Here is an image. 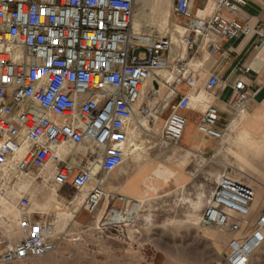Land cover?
<instances>
[{"label": "built area", "instance_id": "obj_1", "mask_svg": "<svg viewBox=\"0 0 264 264\" xmlns=\"http://www.w3.org/2000/svg\"><path fill=\"white\" fill-rule=\"evenodd\" d=\"M215 4L207 18L192 12L193 0H175V12L185 20L182 42L197 52L195 36L208 40L211 51L219 50L217 39L231 40L255 33L258 49L264 48V34L224 11L235 12L246 0H205ZM137 0H0V173L11 168L18 178L31 168L57 166L56 178L71 180L79 192L87 190L84 205L89 213L97 210L107 193L98 173L117 169L127 156L128 127L138 115H149L144 104L136 107L143 86L153 73L169 66L173 46L171 36L152 29L134 28ZM188 63L178 65L180 75L170 88L176 101L164 126L155 134L163 145H178L186 126L182 111L192 102L189 95L177 93L176 86L196 80L188 77ZM244 72H250L245 67ZM218 74L209 86H217ZM237 98L231 105V120L246 110L256 91L242 79L233 84ZM220 110L209 106L199 130L221 140L230 121L219 126ZM153 119L151 117V124ZM153 135V131H146ZM88 145L96 160L76 166L66 160L61 149ZM24 156L17 160L23 148ZM99 165V169L96 166ZM75 169H78L75 173ZM225 166L200 223L231 234L249 225L256 187L241 182ZM98 178V179H97ZM120 209L109 213L126 214L133 204L124 196ZM30 201L23 199L20 210L26 214ZM131 216V214H130ZM131 221L126 218L123 222ZM119 224V223H118ZM127 224V223H125ZM20 227L25 236L11 242L0 234V263L44 257L57 249L49 226L27 216ZM264 244V185L258 217L253 229L230 242V264H249L250 257Z\"/></svg>", "mask_w": 264, "mask_h": 264}, {"label": "crops", "instance_id": "obj_2", "mask_svg": "<svg viewBox=\"0 0 264 264\" xmlns=\"http://www.w3.org/2000/svg\"><path fill=\"white\" fill-rule=\"evenodd\" d=\"M246 2V5L241 6L239 10L224 11V14L228 17H236L253 28L259 26L261 33L264 34V0H246ZM174 6L175 0L173 1V12L176 14ZM191 9L196 17L207 18L215 11V4L211 1L193 0ZM199 12L202 13L199 14ZM168 20L170 24V19L168 18ZM156 32L171 36L173 41L169 66L161 69L167 70L170 78L163 77L160 73L161 70L155 71L151 80L147 82L150 83V89L141 103L152 110L150 111L153 119L151 125L158 128L157 133L153 128L149 129L154 132L153 135L146 131L142 132L139 138H147L146 143L149 147L144 152H140V155L129 156L130 142L134 139L131 128L137 120L138 114H136L137 116L128 127L130 141L127 145V156L124 162L110 173L99 171L98 177L101 179L106 193L110 192L109 198L113 200L112 205L118 202L121 203V207L124 205L118 196H124L133 201H142L143 208L150 207L151 203L156 201H166L172 196H178L179 199L190 203L185 211L186 217H190L184 221L189 227L187 231L194 234V240L198 242L204 240L200 218L209 204L219 176L223 173L225 166L231 164V169L228 171L230 175L241 182L255 186L259 193V203L256 208H252L253 222L250 223L251 225H244L242 235H239V232L231 234L223 231L230 251L231 239L242 238L253 229L263 196L264 48H257L259 37L255 33L248 36L239 35L231 40L221 38L214 33L213 37L217 39L219 50L212 52L208 46V40L195 36V42L200 47L197 52H194L188 50L182 42V37L186 33L183 23L173 24L165 34ZM183 62H187L189 66L186 75L196 80V84L191 86L187 82H182L176 86L177 93L190 97L194 95L193 97L197 101L195 100L192 106L190 105L182 111L186 117V126L179 144L163 145L158 142L155 134H158L163 128L165 120L170 115L171 105L176 101L170 88L176 77L180 75L178 65ZM245 67H250L251 71L244 72ZM213 74L219 75L220 82L211 88L209 79ZM238 79L244 80L252 90L256 91V94L243 114L232 121L231 105L237 98L233 84ZM209 106H215L220 110L219 126L231 120L228 130L221 140L208 136L198 128L200 120ZM27 149L28 147L23 148L16 159H21ZM60 152L66 160L76 166L88 165L97 157L90 152L88 145H82L76 149L67 145ZM56 170L57 166L49 164L41 170L31 168L28 174L18 178L11 168L4 169L0 173V234L3 237L11 242L21 240L25 234L20 227V222L24 216H27L31 220L39 221L51 228L54 234L53 240L59 249L68 241L82 240L83 232L90 231L95 226L92 224L93 222L97 224L103 220L106 210L102 213L103 209H98V207L95 212L89 213L84 205V197L95 181L90 184L87 190L79 192L72 185L71 180L64 183L58 182ZM77 170L75 169V173ZM250 178L251 183L249 182ZM26 181L31 184L36 183L44 190L46 188L51 190L53 198L49 204L45 201L42 206H37L33 202V197L36 198L35 190L30 187L23 188L25 184L22 185V182ZM65 187L72 188L74 195L70 197L65 194L63 191ZM78 194L77 205L72 204L71 202ZM107 197L108 195L104 200L108 199ZM23 199L30 201L26 214L20 210ZM57 203L67 204L71 207L75 205L73 211L72 208H64V205L61 210H68L76 219L67 218L69 212L67 217L62 215L56 208ZM9 207L14 210L15 215L8 214L7 216L6 210ZM75 209H79V211L75 212ZM80 220L85 221V225H83V229L77 231L73 225ZM117 233L120 241L124 243L123 251H136L138 246L135 243L133 230L119 227ZM219 236V233L216 236L213 234L208 238L210 240H207L210 242L208 259L215 260L217 263L220 253L217 248V244L220 242Z\"/></svg>", "mask_w": 264, "mask_h": 264}, {"label": "rangeland", "instance_id": "obj_3", "mask_svg": "<svg viewBox=\"0 0 264 264\" xmlns=\"http://www.w3.org/2000/svg\"><path fill=\"white\" fill-rule=\"evenodd\" d=\"M173 1L137 0L134 18L142 21L150 17L149 20L155 22V25L144 24L142 27L145 29H142V31L148 32L155 29L165 34L169 27L171 29L173 24H184L185 20L173 12ZM145 14H148V17H145ZM167 17L170 19L169 27L165 26V30L161 31L162 23ZM160 73L165 78L170 76L167 70H163ZM149 117L143 122L137 119L134 124H144L148 129ZM145 131L143 129L142 132ZM146 139L145 137L138 138V143L140 144L144 141V144L149 147ZM249 182L251 183V178ZM22 185H24V189L30 187L35 190L36 198L33 197V202L37 206H42L45 201L49 204L53 198L51 190L47 188L44 190L36 183L31 184L26 181L22 182ZM63 191L70 197L74 195L72 188L65 187ZM112 203L113 200L110 199L108 201V199H105L99 206L98 209L106 210L105 217H108L107 212L110 206H114L116 209L121 208L120 202L115 205H112ZM189 204L179 199L178 196H172L166 201L153 202L148 208L140 206L141 208L134 214V219L125 222L127 224L105 225L103 221L97 224L93 222L92 224L95 226L90 231L83 232L82 240L68 241L64 246L57 248L54 252L44 257L0 264H230L228 260L230 251L225 240L224 230L217 227L204 226L200 223L201 232L204 234L202 242H196L194 240L195 235L187 231L189 227L184 219L188 218L185 211ZM57 209L60 210L62 215L67 217L68 210H63L66 213H62L63 211L60 208L57 207ZM76 211H79V209H75ZM6 212L7 216L8 214L15 215L14 210L10 207L7 208ZM68 214L67 218L76 219L70 212ZM252 218L253 213L249 217L250 223L253 220ZM83 225H85V221L80 220L73 226L78 231L84 228ZM119 227L133 230L136 239L135 243L138 246H136V251H123L124 243L120 241L117 233ZM217 233L220 234L221 242L217 244L220 252L218 263L215 260L211 261L208 259V245L210 242H207V240H210L208 238L212 237L213 234L216 236ZM249 264H264V245L250 257Z\"/></svg>", "mask_w": 264, "mask_h": 264}, {"label": "bare ground", "instance_id": "obj_4", "mask_svg": "<svg viewBox=\"0 0 264 264\" xmlns=\"http://www.w3.org/2000/svg\"><path fill=\"white\" fill-rule=\"evenodd\" d=\"M165 1V0H164ZM143 13V12H142ZM202 12H199V14H201ZM149 14V13H148ZM148 14H145V17L147 16L148 17ZM143 16V15H142ZM141 16V17H142ZM142 19H143V17H142ZM145 19V18H144ZM149 19H150V17H149ZM149 19H147L146 18V20H137L136 18H134V28L136 29V30H138V31H142V26L144 25V24H151V25H155V22L153 21V20H149ZM164 23H162V27H161V25H160V27H161V31H164L165 30V26L167 27L168 25H169V20H168V17L167 18H165L164 19V21H163ZM164 24V25H163ZM158 26V25H157ZM175 26V25H174ZM175 28V27H174ZM177 31V30H176ZM173 36H175L174 34H173ZM180 37V36H179ZM175 40V39H174ZM176 41V40H175ZM161 71H163V70H161ZM160 71V72H161ZM169 78H170V76H169ZM149 89H150V83H146L144 86H143V88H142V92H141V97H140V99H139V101L137 102V104H136V107H138L142 102H143V100H144V95H145V93H146V95H147V93H148V91H149ZM194 96V95H193ZM193 96H191V98H192V102H191V106H192V104L194 103V101L196 100V98L195 97H193ZM200 98H201V96H200ZM197 101V100H196ZM201 103V102H200ZM152 111V110H151ZM150 116V117H149ZM149 117V127H148V129L145 127V125L144 124H134L133 125V127L131 128V132H132V135H133V137H134V139L133 140H131V142H130V147H129V152H128V155L129 156H134V155H136V154H139L140 152H144V150H146L148 147L144 144V141L142 142V143H138V138H139V136H140V134H141V132L143 131V129H145L146 131H148L149 129L150 130H152V128H153V130L155 131V133H157V129L158 128H156V127H152V125H151V114H149V115H138V117H137V119L139 120V121H144L146 118H148ZM129 141H130V136H129ZM129 141H128V144H129ZM140 155V154H139ZM133 158V157H132ZM127 161V160H126ZM129 161V160H128ZM96 169H99V165H97L96 166ZM98 179V178H97ZM107 180V179H106ZM178 180V179H177ZM176 181V180H175ZM263 187V186H262ZM113 193H114V191H113ZM107 195H108V201L110 200V198H109V195H110V192H107ZM106 195V196H107ZM106 198V197H105ZM141 199V198H140ZM104 200V198L102 199V201ZM70 201V200H69ZM79 201V194L78 195H76L75 196V198L73 199V201L71 202L72 204H76L77 202ZM144 201V200H143ZM207 202V201H206ZM61 203V202H60ZM60 203H57V206H56V208L58 207V208H60V209H63L62 208V206L64 205V208H74V206L75 205H73V207H71L70 205H67V204H60ZM109 203V202H108ZM258 203H259V193H258V191L256 192V196H255V199H254V203H253V205H252V208H256L257 207V205H258ZM12 204V203H11ZM141 204H142V201H134L133 202V204L131 205V207L128 209V211H127V213L126 214H119V213H109V217H105L104 216V218H103V224H105V225H114V224H116V223H121V222H123L126 218H131V219H134V214L139 210V208H141L140 206H141ZM77 205V204H76ZM203 205V204H202ZM205 205V204H204ZM103 207V206H102ZM107 208V207H106ZM73 211V210H72ZM195 211V210H194ZM103 212H105V210H103L102 211V213ZM193 212V211H192ZM130 214H131V216H130ZM188 215V214H187ZM189 215H191V214H189ZM193 215V214H192ZM195 215V214H194ZM173 216V215H172ZM188 217H190V216H188ZM98 221H100V220H98ZM102 221H100V222H102ZM191 222V221H190ZM252 222H253V220H252ZM251 222V223H252ZM192 223V222H191ZM197 223H198V221H197ZM196 223V224H197ZM249 225H251V224H249ZM103 227V226H102ZM207 233V232H206ZM239 234H243V230L242 231H240L239 232ZM204 235V234H203ZM212 239V238H211ZM214 240V239H213ZM220 241V240H219ZM221 243V242H220Z\"/></svg>", "mask_w": 264, "mask_h": 264}]
</instances>
